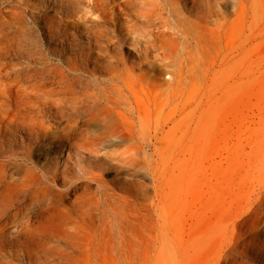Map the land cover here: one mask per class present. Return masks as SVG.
<instances>
[{
    "label": "rangeland",
    "instance_id": "1",
    "mask_svg": "<svg viewBox=\"0 0 264 264\" xmlns=\"http://www.w3.org/2000/svg\"><path fill=\"white\" fill-rule=\"evenodd\" d=\"M213 2L216 7L194 31L177 11L165 14L158 8L151 16L150 3L140 0H65L59 5L0 0V47L11 56L22 45L27 51L24 57L0 61L26 67L28 80L21 87L40 84L29 91L47 99L50 105L43 112L55 113L60 99L85 97L84 84L62 93L48 83L49 74L67 71L97 89L106 84V64L116 60L119 67L133 68L142 100L160 95L151 128L144 119L136 124L137 161L123 169L112 165L121 158L112 146L98 153L72 144L45 151L42 162L60 176L78 184L93 177L103 186L98 189L99 183L88 179L89 191L78 210L55 204L43 212V247L26 245L19 237L21 244H6L1 257L8 252L6 259L17 264H187L178 252L174 258L172 237L180 252V239L190 228L207 231L244 208L264 182V0ZM182 15L194 19L192 13ZM95 29L103 35L91 32ZM190 33L194 38H185ZM168 80L171 85L163 90L160 83ZM147 82L158 87L150 90ZM166 95L171 101L159 112ZM101 108L109 113L104 104L92 112ZM166 114L170 118L162 127ZM43 143L37 133L21 130L6 134L0 151L21 155L30 149L38 158L35 150ZM188 168L193 169L189 181ZM118 178L121 185L114 183ZM55 187L63 185L58 181ZM25 220L22 216L8 235L18 234ZM49 232L58 236L48 239Z\"/></svg>",
    "mask_w": 264,
    "mask_h": 264
},
{
    "label": "bare ground",
    "instance_id": "2",
    "mask_svg": "<svg viewBox=\"0 0 264 264\" xmlns=\"http://www.w3.org/2000/svg\"><path fill=\"white\" fill-rule=\"evenodd\" d=\"M53 1L55 4L60 1L59 5L65 0ZM140 1L150 3L149 0ZM213 7H216L213 0H152L147 13L152 16L158 8L163 9L165 14L177 11L178 18L188 25H193L195 31L211 14ZM183 11L192 13L194 19L184 17ZM75 23H79V19ZM181 29L185 32L186 27ZM91 32L103 35V31L99 29ZM187 37L194 38V34H187L185 38ZM189 46L190 44L187 43L185 48L189 49ZM26 54L23 45L14 49L13 56L6 47H0V60L1 58L13 60L19 55L24 57ZM109 63L104 70L107 74L106 84L97 89L88 88V82H83L82 77L67 71L49 74L46 79L48 83L56 86L54 89L62 93L71 92L76 83L84 84L81 87L85 89L82 94L85 97L80 101H77L76 97H72L71 100L60 99L57 111L47 114L43 112L50 105L47 99L41 98L36 91H29L40 84L21 87L23 82L28 80L24 72L26 67L17 61H0V145L3 144L6 134L21 130L35 132L40 140L45 141L41 145L44 146L43 149L35 150H39L38 158H35L36 153L30 149L22 151L21 155H17L14 150L0 151L2 157L0 158V249L6 244L18 246L21 244L19 237L24 238L26 245L32 243L37 248L43 247L46 241L41 238L42 233L39 228L43 212L55 204L78 210L81 197L89 191L88 179L99 183L97 178L93 177H85L78 184L72 181V177L60 176L47 166V162H42V159H46V150H51L55 146L59 149L63 145L72 144L98 153L101 149L112 146L111 152L121 157L115 158L120 163L112 164L114 167L123 169L127 163L133 164L137 161L139 146L135 137L136 124L144 119L147 122V129L151 128L152 115L156 113V109L153 112V104L160 95L153 96V99L147 95V100H142L136 91L137 86L141 87V84L132 75L133 68L119 67V60ZM68 68L71 69L70 66ZM147 83L150 90L152 86L158 87V84ZM160 85L163 86V90H168L171 83L169 80L162 81ZM87 90L89 92H86ZM31 97L37 102L29 100ZM169 97L166 95L159 102V112L164 111V107L171 101ZM101 104L110 108L109 113H103V108L98 113L92 112ZM88 110L91 112H87ZM180 110L183 112L184 104L180 105ZM169 118L166 114L160 126H165ZM160 126L154 125L156 131ZM54 143L56 145L51 146ZM187 172L189 181L192 179L193 169L188 168ZM58 181L63 185L61 189L55 187ZM121 182L119 178L114 181L118 185H121ZM102 186L100 182L98 189ZM130 186L134 187L133 184ZM100 194L101 199L107 201V195ZM42 204H45V207ZM133 205L135 207V203ZM113 214L115 221L121 223V219L117 217L118 212L115 211ZM22 216H26V220L21 225L20 232L9 236L7 233L9 228L16 227ZM46 236L49 239L58 236V233L49 232ZM35 239L39 241L34 242ZM171 243L174 258L176 259L178 252L181 261L187 264H264V182L252 191L244 208L225 223L207 231L190 228L180 239V252L176 237L171 238ZM7 253H4L3 257L0 256V264H17L6 259ZM30 253L28 251L27 258L31 257ZM9 257L15 258V255L11 254Z\"/></svg>",
    "mask_w": 264,
    "mask_h": 264
}]
</instances>
